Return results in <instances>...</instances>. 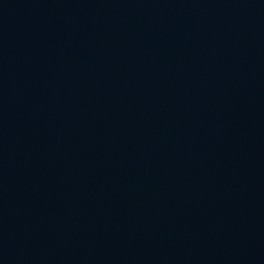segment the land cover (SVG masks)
I'll return each mask as SVG.
<instances>
[{
    "label": "water",
    "instance_id": "1",
    "mask_svg": "<svg viewBox=\"0 0 264 264\" xmlns=\"http://www.w3.org/2000/svg\"><path fill=\"white\" fill-rule=\"evenodd\" d=\"M0 264H264V0H0Z\"/></svg>",
    "mask_w": 264,
    "mask_h": 264
}]
</instances>
